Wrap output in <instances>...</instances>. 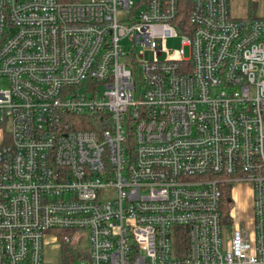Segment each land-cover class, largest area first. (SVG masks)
Wrapping results in <instances>:
<instances>
[{
    "label": "built area",
    "instance_id": "obj_1",
    "mask_svg": "<svg viewBox=\"0 0 264 264\" xmlns=\"http://www.w3.org/2000/svg\"><path fill=\"white\" fill-rule=\"evenodd\" d=\"M231 1L0 0V264H264V17Z\"/></svg>",
    "mask_w": 264,
    "mask_h": 264
},
{
    "label": "rangeland",
    "instance_id": "obj_2",
    "mask_svg": "<svg viewBox=\"0 0 264 264\" xmlns=\"http://www.w3.org/2000/svg\"><path fill=\"white\" fill-rule=\"evenodd\" d=\"M261 3V10L259 12V14H255L256 16L258 15V17H264V0H260ZM249 0H232L231 1V13L234 17H240V18H244L247 16L248 18V14H249ZM131 44V43H130ZM129 44V45H130ZM182 47V40L178 38L175 39H168L162 42L161 44V48L164 52H162V54L160 55V57L158 58L159 60H163L166 57V53L169 54H177L178 51L181 49ZM185 56L186 58L189 56L188 53V48H185ZM140 52L143 53V58L146 61H155L156 60V54L153 50L149 49V48H142L139 46H136L135 49V55H140ZM9 87V82L6 79L0 78V91L3 90H7ZM125 159H127V156H125ZM239 186L235 187V193H236V199L237 202L234 203L232 209L234 214L240 217V219L242 218H247L249 219L251 217L252 214V200H251V192H249L250 188L245 186H241V188L239 189ZM228 189L226 188H222V192H223V198L221 200V206H220V211L222 213L223 216H226L228 214V212L230 211L229 206H228ZM50 235L56 236L59 238V240L61 241L62 235H69L70 233H64L61 232L59 230H52L50 233ZM87 244V242L85 243ZM47 248V247H46ZM49 254H53L56 253V251H53L52 248L49 249L48 251ZM61 254L58 253L56 257H53L51 260V264H56V263H61Z\"/></svg>",
    "mask_w": 264,
    "mask_h": 264
},
{
    "label": "trees",
    "instance_id": "obj_3",
    "mask_svg": "<svg viewBox=\"0 0 264 264\" xmlns=\"http://www.w3.org/2000/svg\"><path fill=\"white\" fill-rule=\"evenodd\" d=\"M62 3H74L77 2L79 0H59ZM264 9V8H262ZM249 14L248 17L250 18H257L258 15L256 16L255 14H259L260 10H261V3L260 0H249Z\"/></svg>",
    "mask_w": 264,
    "mask_h": 264
},
{
    "label": "crops",
    "instance_id": "obj_4",
    "mask_svg": "<svg viewBox=\"0 0 264 264\" xmlns=\"http://www.w3.org/2000/svg\"><path fill=\"white\" fill-rule=\"evenodd\" d=\"M246 189H247V186H246ZM250 192V191H249Z\"/></svg>",
    "mask_w": 264,
    "mask_h": 264
}]
</instances>
